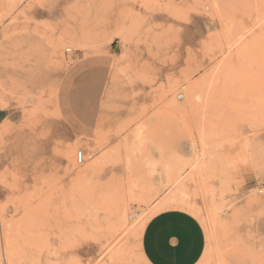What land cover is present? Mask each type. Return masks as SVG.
Instances as JSON below:
<instances>
[{"label":"rangeland","instance_id":"rangeland-1","mask_svg":"<svg viewBox=\"0 0 264 264\" xmlns=\"http://www.w3.org/2000/svg\"><path fill=\"white\" fill-rule=\"evenodd\" d=\"M0 100V257L141 259L184 197L199 264H264V0H0Z\"/></svg>","mask_w":264,"mask_h":264},{"label":"crops","instance_id":"crops-1","mask_svg":"<svg viewBox=\"0 0 264 264\" xmlns=\"http://www.w3.org/2000/svg\"><path fill=\"white\" fill-rule=\"evenodd\" d=\"M206 247V231L201 220L189 210L176 207L151 216L140 240L141 254L147 264H199Z\"/></svg>","mask_w":264,"mask_h":264},{"label":"bare ground","instance_id":"bare-ground-1","mask_svg":"<svg viewBox=\"0 0 264 264\" xmlns=\"http://www.w3.org/2000/svg\"><path fill=\"white\" fill-rule=\"evenodd\" d=\"M180 98H184L185 95L183 94H179L178 95ZM0 106H2L3 108L5 107V104L1 103L0 100ZM171 198V197H170ZM191 202H189L188 200H186L184 197L183 198H179V199H166L163 202H161L159 204V206L156 208L155 212L153 214H151V216L153 217V215L163 209L166 208H171V207H176V208H183V209H187L190 212H192L194 215H198V208L196 209V206H192L190 204ZM196 203V202H195ZM157 206V205H156ZM200 207V206H199ZM126 209V207H125ZM200 209V208H199ZM143 213V212H142ZM150 214V213H149ZM133 217V215H130ZM129 216V217H130ZM149 216L147 218L146 221L142 222V224L138 227V233L143 234V230L145 228V225L147 223V221L150 219ZM124 217L126 218V214L124 211ZM134 221H137V218L133 217ZM209 225V223H208ZM108 232V231H107ZM5 236V235H4ZM41 241V240H40ZM4 247H3V252L5 255V259H6V264H19V259H18V254H17V250H16V243L14 241V239L12 238L11 234L8 233V235L6 236L4 242ZM1 245V244H0ZM68 249V248H67ZM129 251V250H128ZM27 253V252H26ZM42 253V252H41ZM38 254V253H37ZM3 255V256H4ZM135 255V254H134ZM29 256V255H28ZM137 256V255H136ZM53 257V256H52ZM110 257V256H109ZM135 257V256H134ZM111 258V257H110ZM36 259V257H35ZM26 260V259H25ZM39 260V259H38ZM112 260L115 262H125V263H130V264H147L146 260L144 258V256L141 254V259L139 258H133L132 256L128 255L127 253L123 252V251H116L113 255H112ZM111 260V261H112ZM76 264V263H75Z\"/></svg>","mask_w":264,"mask_h":264},{"label":"built area","instance_id":"built-area-1","mask_svg":"<svg viewBox=\"0 0 264 264\" xmlns=\"http://www.w3.org/2000/svg\"><path fill=\"white\" fill-rule=\"evenodd\" d=\"M77 160H78L79 163H83V162L86 160V158H85V153H84L83 150H80V151L78 152ZM140 214H142V211L137 210L136 208H134V209L132 210V214H131V215H133L135 218H138V216H139ZM0 264H6V262H5V258H4V257H0Z\"/></svg>","mask_w":264,"mask_h":264},{"label":"snow or ice","instance_id":"snow-or-ice-1","mask_svg":"<svg viewBox=\"0 0 264 264\" xmlns=\"http://www.w3.org/2000/svg\"><path fill=\"white\" fill-rule=\"evenodd\" d=\"M41 7H43V6H41Z\"/></svg>","mask_w":264,"mask_h":264}]
</instances>
